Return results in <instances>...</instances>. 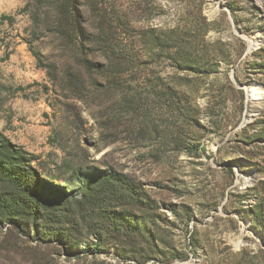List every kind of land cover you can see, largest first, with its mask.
<instances>
[{
	"label": "rangeland",
	"instance_id": "374dc122",
	"mask_svg": "<svg viewBox=\"0 0 264 264\" xmlns=\"http://www.w3.org/2000/svg\"><path fill=\"white\" fill-rule=\"evenodd\" d=\"M4 139L57 200L0 264H264V0H0Z\"/></svg>",
	"mask_w": 264,
	"mask_h": 264
},
{
	"label": "trees",
	"instance_id": "16d2710c",
	"mask_svg": "<svg viewBox=\"0 0 264 264\" xmlns=\"http://www.w3.org/2000/svg\"><path fill=\"white\" fill-rule=\"evenodd\" d=\"M80 18L81 15L77 8L73 7L71 9L68 6V2L58 3V30L55 32L58 33V38L65 39L63 43L65 48L83 56L84 63L82 64V68L85 70L94 67L100 70L104 69V63H93L89 59L88 54L84 50H80L83 47L82 40L83 38L85 39L86 33V29L82 26ZM36 57L39 63L43 64L38 53H36ZM118 64L120 66L124 62ZM200 149L204 150V148ZM26 154V151L12 144L9 140H1L0 182L4 183L5 187L0 192V222L10 220L21 224L24 220L35 216L40 209L45 208L46 202H55L54 200H57L53 189H49L48 187L46 189V187L37 181V178L33 174L27 176L21 173L19 164L24 160ZM106 174L111 179L117 178L114 173ZM24 177L26 178L24 179ZM256 213L264 222V210L260 207ZM71 245L74 246V244ZM96 249L98 250V248Z\"/></svg>",
	"mask_w": 264,
	"mask_h": 264
},
{
	"label": "bare ground",
	"instance_id": "6f19581e",
	"mask_svg": "<svg viewBox=\"0 0 264 264\" xmlns=\"http://www.w3.org/2000/svg\"><path fill=\"white\" fill-rule=\"evenodd\" d=\"M252 44H251V48H253V45H254V42H251ZM255 44H256V42H255ZM249 87V86H248Z\"/></svg>",
	"mask_w": 264,
	"mask_h": 264
},
{
	"label": "water",
	"instance_id": "95a60500",
	"mask_svg": "<svg viewBox=\"0 0 264 264\" xmlns=\"http://www.w3.org/2000/svg\"><path fill=\"white\" fill-rule=\"evenodd\" d=\"M244 123L242 122L238 128H240Z\"/></svg>",
	"mask_w": 264,
	"mask_h": 264
}]
</instances>
